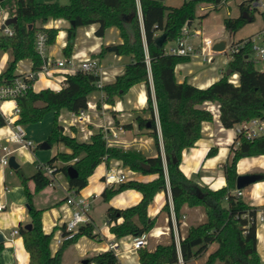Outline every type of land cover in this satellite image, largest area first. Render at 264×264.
Listing matches in <instances>:
<instances>
[{
	"label": "trees",
	"instance_id": "16d2710c",
	"mask_svg": "<svg viewBox=\"0 0 264 264\" xmlns=\"http://www.w3.org/2000/svg\"><path fill=\"white\" fill-rule=\"evenodd\" d=\"M223 0H185L181 6L172 7L161 0H139L142 9L143 26L136 15L130 23L125 17L138 10V0H65L44 2L39 0H2L1 5L15 7L14 15L18 21L13 25L15 34L5 36L0 33V54L10 53L6 69L0 75L1 84H11L16 77L17 65L20 61L29 59L33 62V73H37L43 60L36 50L37 34L43 32L48 36V45L57 41L59 29L46 28L51 20H65L71 25L67 30V43L63 49L66 59L72 57L76 29L82 26H97L95 34L105 37L107 31L116 28L122 43L117 45L115 54L131 57L132 61L125 67L124 74L103 88L105 102L115 106L117 98H124L130 89L138 84H145L148 89L147 107L136 111L135 121L141 133L154 137L157 147L159 136L155 117V102L157 105L161 126L166 164L171 187L174 210L179 221L185 206L202 207L206 221L196 226H190L180 244V254L185 263L202 258L209 253L206 264H262L258 253L257 224L255 218L256 206L247 204L242 197L233 194L239 176L237 165L248 157L264 155V136L255 140L240 139V145L233 149L226 170V185L217 190L202 187L189 179L181 168L183 153L195 147L202 138L203 127L214 121L213 114L204 106L207 103L220 106V122L225 129L231 130L236 124L264 116V73L260 72L253 61L244 54H236L228 63L232 74L239 75V84L229 82L226 73L223 77L207 88H198L188 81L178 82L177 65L189 61V57L167 54V45L175 42L182 35L186 23L192 25L196 20H204L209 14L198 15L197 9L203 4L216 5ZM255 0H245L240 4L238 17L225 18L224 26L228 35H235L245 25L250 23L243 17L254 21L257 10H250L249 5ZM166 34L163 46L156 39ZM147 50V51H146ZM149 59V63L147 60ZM150 73L154 83L155 101L150 89ZM99 77L78 71L68 74L59 91L50 88L35 92L31 89L18 102L21 107L19 123L23 126L40 123L49 113H54L53 128L46 142L51 146L63 144L70 153H57L46 165L56 167V174L63 171L68 177V169L74 167L78 172L75 179H70L71 190L80 192L89 184L90 177L101 164L110 160H120L132 171L144 175H155L156 178L147 181H131L117 188H105L102 197L109 202L113 197L125 190H136L142 194L141 201L129 208L109 207L107 221L110 231L118 239L128 236L139 237L149 233L156 225V218L149 216V207L155 197L167 192V181L164 162L161 154L158 157L146 158L133 150L108 147L103 129L94 133L89 141H80L76 136L65 134V127L59 122L62 110L79 113L87 108L91 95L98 92L96 83ZM101 102L98 107L101 108ZM116 125L120 120L115 111L109 110ZM6 125L5 118L0 114V129ZM124 127L132 129V124ZM216 153L210 150L205 159L213 158ZM72 165L57 167L58 161ZM143 164H148L145 169ZM22 180L28 207L31 229L20 224L19 232L23 237L25 249L30 256V264H62L65 249L86 236L96 239L95 227L87 224L80 228L78 234L63 244L53 253L51 242L54 233L43 230L42 217L44 210L36 208L34 196L50 186L51 179L47 177L42 165L31 177H24L21 170L16 171ZM35 183L31 192L28 182ZM170 214L167 202L162 209ZM122 222L118 223V220ZM5 250L0 243L1 255ZM140 264H178L179 251L174 241L173 232L167 243H160L154 250L147 248L138 251ZM87 264H120L113 251L100 252L86 259Z\"/></svg>",
	"mask_w": 264,
	"mask_h": 264
},
{
	"label": "crops",
	"instance_id": "0c3cea01",
	"mask_svg": "<svg viewBox=\"0 0 264 264\" xmlns=\"http://www.w3.org/2000/svg\"><path fill=\"white\" fill-rule=\"evenodd\" d=\"M221 4H224V2ZM211 7L217 9L219 6L211 5ZM201 9H203V7H201ZM138 10L141 16L140 22L143 26V19H142L143 15L139 0H138ZM230 13L231 12H228V14ZM198 15L200 16V14ZM205 21H207L206 18L204 20H196L192 23V27L204 29ZM70 26H71L70 23L65 20H51L46 25V28H57L60 30L55 45L49 47L48 55L51 60L55 61V60L66 59V57L63 54V49L67 43V30L70 28ZM96 28L97 26L92 25V26H82L76 29V38L74 41L72 56L77 58V60L79 59L82 60L89 56L98 57L101 60L103 66H105L108 72L110 73V81L107 84H111L116 80L118 76L124 74L125 67L128 63L132 61V58L118 56L115 54V52L112 51L113 47H117V45L122 43V39L120 37L119 31L116 28L113 27L109 29L105 37L96 36L95 34ZM218 35L219 37H217V39L219 38V40H225L228 37L230 38L232 37V35L227 34L225 26L223 31L218 32ZM172 44L173 43L168 44L167 48L170 47ZM26 60L28 62L20 61L18 63V65H20L19 67L22 69L21 71H19V73L16 72L17 75H21L22 73L20 72H24L23 70H26V68L27 70L29 69L31 70L30 72H32L33 62L29 59ZM226 60H227L226 58H220L219 62L221 64L219 65L217 63L216 64L213 63L214 65L213 64L205 65L203 64L199 56L191 57L189 58V61L177 65L176 67L177 80L180 83L184 81H188L190 84L198 88H202V89L207 88L223 77V74L225 72L221 71L220 73V68H222L221 67L222 64L226 63ZM6 66L7 65L5 64H2L0 66V75L6 69ZM66 72H68L67 69H61L54 71L51 76H47V75L39 76V78L33 84V90L35 92H39L41 90L50 88L48 84H51V82H54L56 80L62 81V77L65 76L66 78V75H68V73ZM64 80L60 83L61 87H55L56 88L54 89L55 91H59L62 89ZM37 81H39L38 84ZM150 89L152 91V97L155 101L154 83L151 73H150ZM101 96H102V92L98 90V92L91 95L90 101L92 103H98L100 101ZM142 98L146 99V101L143 103L141 102ZM147 100H148V89L147 86L143 83L132 87L124 98L116 99L115 112L120 120V124L123 126L126 124H132L133 126L132 129L130 130L124 127L126 129V134H124V137L132 138L134 136H143L140 134L141 132L138 128L137 122L135 121V113L136 111L142 110L143 108L147 107ZM207 104H205L204 106L205 108L207 107ZM63 111L64 110H62L59 115V120H62L61 124L65 127V134L71 137L76 136L80 141H84L82 139V134H80L79 129L73 126L70 127L71 120L69 123L67 124L65 123L63 118H66V115L62 114ZM107 112L104 115L93 114L94 116H92V123L89 126L93 134L98 132L105 123L109 121H113L112 114L111 115L109 114L110 116L106 118ZM49 114L53 115L52 125L47 127L45 131H43L42 129L41 134L43 135V138H48L53 128L54 113L52 112ZM98 116H102L103 119H99ZM31 128L32 126H28V129L25 128V131L27 137L32 141L34 138H36L38 133L35 129H31ZM226 131H228V129H225L222 126L221 122L217 120H214L212 123L204 124L202 138L197 142L194 148L186 150L183 153L184 159H183L182 170L184 171L185 175L189 178L191 177V175L197 179L202 178L201 182L197 181V183L201 186H207L210 189L217 190L226 185L225 170L228 161L231 157L229 153V149L231 146L230 142L232 138H234V132L227 134ZM5 137H6V131L0 130V148L7 144ZM147 137H152V136L148 135ZM228 139L229 141H227ZM210 150H213L216 153V155L213 158L205 159V155ZM20 152L22 153L21 156L22 163L25 161L29 163L35 162V164H37L36 166L37 170H38V166L45 164L42 162L45 160L42 161L38 160L36 147L32 150H21L17 153ZM62 153H70V150L66 147V151ZM139 153H141L143 156L146 157L144 153L142 152ZM262 156H257V157H262ZM245 159L247 158H244L241 161H239L237 165V172L239 175L254 174V173L264 174L263 158L252 161ZM17 163L19 164L18 169L21 170L24 177L31 178L35 174L34 173L33 175L26 176L19 161H17ZM72 164L73 162L64 163L63 165H72ZM55 165L57 167H61L58 166L57 163ZM125 168L130 169L129 167L126 166ZM17 170H15L14 172L15 175H14L13 173L7 172L6 169L0 164V194L3 203L6 205V209L0 212V233L4 237V245H5V250L1 255L2 264H30V256L25 249L22 235L21 234L15 236L11 235V232L13 230L15 229L19 230L20 224H24V225L30 224V218L28 215V208H27V199L22 185L21 177L16 172ZM105 170H106V165L103 166L101 173L96 174L95 171V173L89 179L88 186L85 189L81 190V193L86 196H90L95 193L99 195L94 201L91 211L89 213L92 224L95 227V234L97 235V238L91 239L89 237L83 236L76 243L69 245L64 251L62 264H69L67 261V255L70 252L71 247H74V252H75L74 253L75 260L72 264H82L84 260L91 258L100 252H105L106 244L108 240L121 241L122 244L118 249L119 252L118 259L120 264H140L138 251H131L129 249L130 243L134 238L133 236H128L122 239L116 238V236L112 234L110 231V226L108 225L107 217L105 222V226L107 227L106 231L104 229H98L96 227V220L93 215V211L95 204L100 198H102V193L105 190V184L102 181V176ZM199 171H201L200 173L203 174H200ZM131 177L133 181H142V182L151 181L156 178L155 175H144L142 173H138L134 171ZM56 179L58 182L56 185L49 186L34 196V204L36 208L44 210L42 217L43 230L48 234L54 233V237L51 242V250L53 253H56L60 249V246L56 245V239L60 236V231L62 226L65 224L66 220L71 216V209L65 203L67 193L71 190L68 177L63 171H60L56 174ZM28 186L31 192H34L35 190L34 181L30 180L28 182ZM125 191H128L130 195L133 194L131 199V201L133 202L132 204L136 205L141 201L142 194L139 193L138 191L136 190H125ZM123 192H121L120 194H122ZM243 192L244 193L242 198L247 204L251 206H256L259 208V210L264 212V180L254 184V186L251 187V190L249 192H245V189ZM118 195H116L115 197H117ZM115 197H113L108 203L112 202L115 199ZM247 197L249 199H247ZM168 199L169 197L166 192L159 193L155 197L154 203H152L149 207V216L151 219L156 218L157 221L159 220V217L162 214L163 205H165L168 202ZM114 206L115 208H118L116 205H113L111 207ZM107 209H106V214H107ZM120 209H125V208H120ZM182 214L184 220L181 218L178 221V226L181 234L186 232V227L189 228L190 226H196L206 221V215L198 207L190 208L188 206H185L182 209ZM165 216H166L165 223L163 225L156 224L155 228H161L162 230H166V228L168 227L167 219L169 218V214L167 213ZM120 222H122V219L118 221V223ZM186 234L184 236H186ZM166 236L171 237V233L169 234L166 233L165 235H162L158 238L151 237L149 240V244L152 238L162 239L163 237ZM257 239H258V253L260 254L262 262L264 264V224L259 225L257 227ZM160 243H165V242L163 241L158 242L150 250H154L156 246ZM208 256L209 253L205 254L200 259L191 260L188 263H185L184 261L183 262L184 264H206V260ZM180 258H182V256L179 253V259Z\"/></svg>",
	"mask_w": 264,
	"mask_h": 264
},
{
	"label": "built area",
	"instance_id": "2783aa9c",
	"mask_svg": "<svg viewBox=\"0 0 264 264\" xmlns=\"http://www.w3.org/2000/svg\"><path fill=\"white\" fill-rule=\"evenodd\" d=\"M65 1V0H54ZM228 0H223L216 6H221L227 3ZM0 8L3 12L0 17V33L5 36H13L15 31L13 25H7L6 22L13 17L15 7H3ZM224 4H221L223 3ZM250 10H257L261 12L263 16V25L252 35L247 36L240 40H233L232 37L222 52H216L213 50V46L216 41H220L219 35L208 36L203 28H193L192 25L186 23L182 28V35L173 44L167 48V54L180 56V57H194L199 56L205 65H211L215 62L217 54H224L230 61L236 54H244L245 58L255 63L258 70L264 73V0H255L249 5ZM216 36V37H215ZM207 48V50H206ZM36 50L39 56L43 60L41 69L35 74L32 72L21 74L14 79L11 84L0 83V114L5 118L6 125L0 130L6 131L7 144L2 147L3 155L0 156V164L3 167L9 166L10 157L13 154L21 150H32L35 148L33 141H31L26 134L25 128L19 123L21 115V107L19 105V98L23 97L27 92L33 89L34 82L39 78L41 74L51 76L56 70L67 69L75 74L78 71H82L88 74H93L99 77L96 83V87L102 92L100 101L102 106L98 107V103H92L89 101L87 108L81 110L79 113H71V126L79 129L84 141H89L93 135L89 128L92 123V115H104L107 111H115V106H111L105 102V95L103 93L104 86L110 81V73L107 68L103 66L101 60L98 57H86L79 59L71 57L65 60H51L49 58V45L48 36L39 32L36 40ZM147 51V50H146ZM148 63L149 59L147 57ZM230 83L234 85L239 84V75L237 73L228 76ZM207 110H209L214 117V120L220 121V106L217 104L208 103ZM155 117L156 125L159 134V146H156L154 137L134 136L132 138L124 137L126 129L123 125H116L113 121L105 123L101 129H103L104 137L108 147H116L124 150H135L142 152L147 158L158 157L161 154L164 162L166 181H167V194L168 203L170 205V214L168 221V227L166 230L161 228H153L149 233L139 237H134L130 243L129 249L131 251H139L140 249L147 248L151 237H160L166 233L173 232L174 241L180 253V244L184 239V235L180 233L178 220L175 215L174 204L171 194V187L169 182L165 149L162 139V133L160 129V121L155 105ZM234 132V138L230 142V148L236 149L240 145V139L255 140L261 136H264V116L253 118L248 121L236 124L232 129ZM229 141V139L227 140ZM10 144H16L17 147L12 149ZM77 159L71 161L73 164ZM69 162V163H71ZM106 165V170L102 176V181L105 184V188L119 187L123 184H127L132 180L131 175L133 171L125 168L124 164L120 160H110ZM44 174L51 179L50 186L56 185V167L46 164L42 165ZM244 190H236L233 192L238 197L243 196ZM98 194L86 196L80 192L70 190L67 193L65 200L66 205L71 209V216L62 226L60 236L56 239V245L63 246L67 241L72 240L76 234H78L81 227L92 224L89 213L92 205ZM6 209V205L2 201L0 194V212ZM120 220V219H119ZM118 220V221H119ZM257 227L264 224V212L257 211L255 218ZM20 234L18 229L11 232L12 236ZM121 241H107L105 252L113 251L116 256H119L118 249L121 246ZM178 264H184L183 259L180 258Z\"/></svg>",
	"mask_w": 264,
	"mask_h": 264
},
{
	"label": "rangeland",
	"instance_id": "374dc122",
	"mask_svg": "<svg viewBox=\"0 0 264 264\" xmlns=\"http://www.w3.org/2000/svg\"><path fill=\"white\" fill-rule=\"evenodd\" d=\"M39 1H44V0H39ZM185 0H164L165 4L168 5V6H172V7H176V6H179V5H182L184 3ZM245 1V0H228L226 4L224 5H221L219 6L217 9H214V7H211V5H208V4H203L202 6H199L198 9H197V13L200 14V15H205V14H209V16L206 18L207 21L204 22V30H205V33L206 35L208 36H212L214 37V35H218V32L219 31H223L224 30V19L225 18H232V17H238L240 15V4ZM201 7H203V9H201ZM228 12H231L230 14H228ZM3 12L0 8V17L2 16ZM263 24V16L261 14V12H256L255 15H254V21L253 22H250L248 23L247 25H245V27H243L239 32H237L235 35L232 36V39L233 40H240L241 38H245L247 36H250L252 34H254ZM216 37V36H215ZM76 38V37H75ZM207 50V48H206ZM11 58V54L10 53H1L0 54V66L2 64H5L7 65L8 61L10 60ZM220 58H226V63L222 64V68H220V73L221 71L222 72H227L228 70V58L226 57V55L224 54H217L216 55V59H215V62L214 64H221L219 62V59ZM22 62H28L27 60H24ZM22 64V63H21ZM213 64V65H214ZM212 65V64H211ZM20 65H18L17 69H16V72L19 73V71H21L22 68L19 67ZM257 69L259 67H256ZM24 72H20V73H30L31 70H23ZM68 74H72V72L68 71L66 72ZM44 74H41L40 76H42ZM221 75V74H220ZM65 76L62 77V81L64 80ZM62 81H54V82H51V84H48L49 87L54 90L56 89L55 87H61L60 86V83ZM39 81H37V84H38ZM57 83V84H56ZM63 115H66V118H63L65 123H69L70 120H71V114L64 110L62 112ZM111 115V112H107L106 114V118H108L110 115ZM94 116V115H92ZM99 119H103L102 116H98ZM52 119H53V115L52 114H48L45 119L40 122V123H35V124H30V125H27L25 126V128L28 129V126H32L31 129H35L38 133V135L36 136V138H34L32 141L34 143V146L36 147V152L38 154V160L42 161V160H45V161H42L43 163H47L50 159H52L57 153H62V152H65L66 151V146H64L63 144H56L55 146H53L52 148L50 149H42L41 148V145L47 140V138H43V135L41 134V131L43 129V131H45V129L49 126L52 125ZM60 124L62 123V120H59ZM226 133H232V130H228L226 131ZM141 135L147 137L148 134L147 133H140ZM11 148L14 149L17 147L16 144H10ZM229 153L231 155L230 158H232L233 156V149L230 148L229 149ZM3 155V151H2V147L0 148V156ZM17 161H19V163L21 164V167L23 168V171L25 173L26 176H30V175H33L34 173H36L37 171V164H35V162H23L22 163V160H21V156H22V153H15L13 154ZM264 159V156L262 157H250V158H247L245 160H249V161H252V160H259V159ZM183 159H184V156H183ZM183 159H182V163H181V168H182V165H183ZM36 160V161H38ZM64 164V162L62 161H58L57 162V165L58 166H62ZM103 166H105V164H101L99 166V168L97 169L96 171V174H99L102 172V169H103ZM6 169L7 172L9 173H13L15 175V170L12 169L10 166H6L4 167ZM201 171H199L200 173ZM200 174H203V173H200ZM202 176V175H200ZM11 178V176H10ZM189 178V177H188ZM191 180H193L194 182L197 183V181H202L200 178L197 179L195 177H193L191 175V177L189 178ZM204 180V178H203ZM201 186V185H200ZM254 186V185H251L247 188H245V192H249L251 190V187ZM202 187H207V186H202ZM132 195H130V193L128 191H125L123 192L122 194L118 195L117 197H115V199L108 203V202H105L104 198H100L97 203L95 204L94 206V211H93V215L95 217V220H96V227L98 229H104L106 231V226H105V222H106V209L108 207H111L113 205H116L118 208H129V207H132L134 206V204H132L133 202L131 201L132 199ZM247 199H249L247 197ZM154 203V202H153ZM166 205V204H165ZM165 205H163V208L165 207ZM115 207V206H114ZM201 209V211L205 214V211L202 207H198ZM167 214V211H163L161 216L159 217V220L156 221V224L158 225H163L165 223V215ZM182 219L184 220V218L182 217ZM187 227H186V232H187ZM183 233V235L186 234ZM171 239L170 236H166V237H163L162 239H157V238H152L151 239V242L150 244L148 245L147 249H152L158 242L160 241H163L165 243L169 242ZM74 247H71L70 249V252L68 253L67 255V261L69 264H72L74 262ZM263 264V263H262Z\"/></svg>",
	"mask_w": 264,
	"mask_h": 264
},
{
	"label": "water",
	"instance_id": "95a60500",
	"mask_svg": "<svg viewBox=\"0 0 264 264\" xmlns=\"http://www.w3.org/2000/svg\"><path fill=\"white\" fill-rule=\"evenodd\" d=\"M52 1H54V0H44V2H52ZM161 1H164V0H161ZM136 15H138V17L141 18L140 12H139V10H137V12H135L131 16L125 17L124 19H125L126 22L130 23L132 21V19ZM243 17L245 19H248L249 22H252V19L248 18L247 12L243 13ZM17 21H18L17 17H13V18H10L6 22V24L7 25H14V24L17 23ZM71 25L75 26V22H72ZM166 38H167V35L166 34H162L156 39V43L159 46H163L165 44ZM229 41H230V37L226 38L225 40L216 41L214 46H213V50L216 51V52L224 51L226 49ZM112 51L115 52L116 51V47H113ZM226 74H227V76H230L232 74V70L228 69ZM41 148L46 150V149H50L51 146L47 142H44L41 145ZM9 166L12 169H14V170H17L19 168V164L17 163L16 157L14 155L10 157ZM143 167L145 169H147V170L149 169V165L148 164H143ZM77 176H78V172L76 171V169L74 167H70L68 169V177L70 179H75ZM263 180H264V174L254 173V174L239 175L238 178H237V181H236V188L238 190H244L245 188H247V187H249L251 185H254V184H256V183H258L260 181H263ZM25 228L26 229H31L32 225L31 224H27L25 226ZM0 243H4V237H3V235L1 233H0ZM87 263H88L87 260H84L82 262V264H87Z\"/></svg>",
	"mask_w": 264,
	"mask_h": 264
},
{
	"label": "bare ground",
	"instance_id": "6f19581e",
	"mask_svg": "<svg viewBox=\"0 0 264 264\" xmlns=\"http://www.w3.org/2000/svg\"><path fill=\"white\" fill-rule=\"evenodd\" d=\"M146 101V99L145 98H142L141 99V102L143 103V102H145ZM233 139V138H232ZM231 140V139H230ZM160 196V195H159Z\"/></svg>",
	"mask_w": 264,
	"mask_h": 264
}]
</instances>
